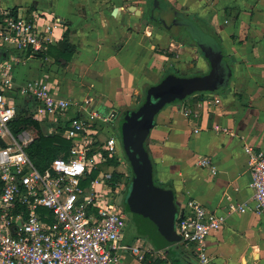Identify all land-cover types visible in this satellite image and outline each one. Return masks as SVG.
<instances>
[{
  "label": "crops",
  "instance_id": "crops-1",
  "mask_svg": "<svg viewBox=\"0 0 264 264\" xmlns=\"http://www.w3.org/2000/svg\"><path fill=\"white\" fill-rule=\"evenodd\" d=\"M0 1L15 14H40V24L52 27L53 40L45 52L0 50V62L17 58L12 61L16 86L34 79L48 80L57 85L62 97L78 104L72 115L87 114L86 107L98 110L109 120L105 132L118 137L115 121L119 110L134 105L129 92H144L173 71L185 77L210 73L212 66L191 42L194 40L172 8L185 17H200L206 23L202 28L206 35L212 38L215 33L221 41L230 76L225 85L228 92L221 94V86L167 105L156 118L148 145L161 181L174 188L179 218L190 200L226 217L225 226L207 239L209 264H264V213L256 210L245 151L248 146L264 151V0H165L159 5L152 0L150 17L156 13L159 21L146 20L142 3L151 0ZM132 7L141 15L131 11ZM66 30L77 48L67 64L56 59V48ZM44 63L49 66L43 68ZM14 97L25 113L36 114L33 97ZM185 108L190 110L189 116L184 114ZM35 119L47 135L57 128L43 113ZM102 155L107 158L106 153ZM118 155L119 166L108 170H113L112 183L119 189L120 199L129 177L119 170L125 158L122 147ZM202 158L210 160L211 167L201 166ZM115 173L120 175L117 181ZM235 204H246L248 210L233 212ZM139 238L143 239L139 233L128 235L126 231L124 243L135 244ZM148 241L146 246L155 253L147 261L125 253L123 264H200L181 244L177 253L171 248V255L161 258Z\"/></svg>",
  "mask_w": 264,
  "mask_h": 264
},
{
  "label": "built area",
  "instance_id": "built-area-1",
  "mask_svg": "<svg viewBox=\"0 0 264 264\" xmlns=\"http://www.w3.org/2000/svg\"><path fill=\"white\" fill-rule=\"evenodd\" d=\"M41 18L40 14L25 16L5 10L0 1V50L45 52L53 40L52 27L40 24ZM12 61L17 58L0 62V264H123L125 253L147 261L155 250L146 246V240L124 243L129 217L118 204L120 192L112 183L113 170L100 171L96 179L89 180L99 163L121 160L120 138L105 132L108 118L87 107V114L79 111L72 115L78 104L62 97L48 80L34 79L17 87ZM15 94L33 97L36 114L22 111ZM220 102L219 98L215 100L216 104ZM42 113L57 124L49 135H60L72 144L69 156L58 157L44 172L26 151L33 133L17 135L11 128L20 117L35 119ZM184 114L189 116L191 112L185 108ZM245 151L256 210L264 213V151L251 146ZM90 152H94L92 156ZM200 164L208 167L211 162L202 158ZM212 169L215 172L216 168ZM231 209L244 213L248 206L235 204ZM225 223V216L190 200L177 220L176 231L181 245L191 250L200 264H209L207 239ZM157 253L166 257L164 251Z\"/></svg>",
  "mask_w": 264,
  "mask_h": 264
},
{
  "label": "water",
  "instance_id": "water-1",
  "mask_svg": "<svg viewBox=\"0 0 264 264\" xmlns=\"http://www.w3.org/2000/svg\"><path fill=\"white\" fill-rule=\"evenodd\" d=\"M131 11L141 15L136 7ZM182 24L190 26L186 27L187 31L197 44H205L212 49L215 60L212 70L204 76H166L147 91L145 102L137 110H127L122 114L118 130L121 147L129 155L133 172L118 204L131 214L138 233L149 238L156 249L164 251L165 256L171 255L173 247L180 249L181 237L176 231L178 204L173 191L155 184L154 167L145 145L156 125L157 116L167 105L184 101L196 93L215 91L225 86L229 77L219 44L196 25Z\"/></svg>",
  "mask_w": 264,
  "mask_h": 264
},
{
  "label": "trees",
  "instance_id": "trees-1",
  "mask_svg": "<svg viewBox=\"0 0 264 264\" xmlns=\"http://www.w3.org/2000/svg\"><path fill=\"white\" fill-rule=\"evenodd\" d=\"M153 1H154L153 3L156 5L161 4L162 1L165 3V0H153ZM172 10L176 14V17H177L176 19L179 23L189 22L193 25H196L201 30H202V28H206V23L200 17H198V16L196 17L193 15L185 17L184 14H181L176 9L172 8ZM153 16L156 17V13H154ZM186 27L187 26H185V28ZM187 28H190V26ZM212 36H213L212 39L217 41V43H218V41H219V43L221 42L220 39L218 38L217 34L213 33ZM175 39L179 42L186 43V42L182 41L181 38H175ZM191 42L194 45L199 47L200 52L206 57L207 62L213 68L215 60H213L214 56H213L212 49L205 44H197L195 41H191ZM76 52H77V48L74 44H72V42L70 40V30H66L64 33L63 39L61 40L58 47L56 48V59H57V61L63 60L65 62V64H67L71 61V59L73 58V56L75 55ZM223 53H224V55L226 53L224 49H223ZM197 74H199L200 76H204V74L201 72H198ZM168 75H175L178 77L184 76L183 73L180 74V72H177V71H173V72H171V74H168ZM232 79L233 78L231 77L230 80H232ZM151 87L152 86H148L147 89L145 90V93ZM224 87H223V90L221 91V94H225L228 92L226 87L225 88ZM212 92H214V91H212ZM178 102H181V101H177L175 103H178ZM11 128H12V131L17 135L21 134L22 132H25V131H29V132L33 133V137H34L33 142L27 147L26 151H27L28 155L30 156V158L32 159L35 166L42 172L46 171L51 166L52 162L55 159H57L58 157L63 156L64 158H67L69 156L68 152L71 149V145H72L71 142L64 139L60 135H47V134H45L42 130L40 122L36 119L27 118V117H20L19 119L15 120L12 123ZM145 148H146V151L149 153V156L152 160V164L154 167L155 184L157 186L163 187L165 189H169V190L174 192L173 186L171 184L165 183L163 180H162L163 181L162 182L160 176H158L159 174H158L157 169H156V163L154 162V159L152 157L148 142L146 143ZM93 153L94 152H90L89 156H92ZM110 166H115V167L119 166V161L116 159H108L106 164L101 165L98 167V169L93 170V172L89 175V180L96 179L98 177L100 171H108ZM131 174L133 175V172ZM119 178H120V175L115 173L114 181H117ZM84 185H87V183H85ZM125 212L129 215V213L126 211V209H125ZM173 262L176 263L177 259H173Z\"/></svg>",
  "mask_w": 264,
  "mask_h": 264
},
{
  "label": "rangeland",
  "instance_id": "rangeland-1",
  "mask_svg": "<svg viewBox=\"0 0 264 264\" xmlns=\"http://www.w3.org/2000/svg\"><path fill=\"white\" fill-rule=\"evenodd\" d=\"M152 0L151 1H149V3H142V8L146 11V13H147V16H146V20H148V21H155L154 20V17H153V15H152V18L150 17V12H149V10H151L152 8H153V6H152ZM153 19V20H152ZM192 39V38H191ZM49 63V62H48ZM49 65L48 64H46V63H44L43 64V68L44 67H48ZM180 74H181V72H180ZM198 76H200L199 74H198ZM188 77H191V76H188ZM57 86V85H56ZM146 89H147V87H146ZM129 94V96H130V98H131V101L134 103V105H132V108H138L139 106H141L142 105V103L144 102V99H145V94H144V92L142 91H140L139 93H135V91H133V92H129L128 93ZM21 109H22V111L23 110H25V108H24V106L23 105H21ZM119 122V120L117 119L116 121H115V123H118ZM116 129V128H115ZM116 133L119 135V132H118V129H116ZM123 153L125 154L124 156H125V158H126V160H125V158H124V160H123V163H122V166L121 167H119V170L121 171V172H127L128 174H130L131 175V177H132V174H131V164H130V158H129V155H128V153H127V151L125 150V149H123ZM129 180H131V178H130V176H129ZM129 219H128V228H127V232H128V235H130V234H132V235H137L138 234V232H137V227H136V224L134 223V221H133V218L131 217V215L129 214ZM143 237V239L144 240H146V241H148V239L149 238H147V237H145V236H142ZM150 240V239H149ZM152 244V242H151V240L150 241H148V244ZM172 250L175 252L176 251V253L178 252V250L176 249V247H173L172 248Z\"/></svg>",
  "mask_w": 264,
  "mask_h": 264
},
{
  "label": "flooded vegetation",
  "instance_id": "flooded-vegetation-1",
  "mask_svg": "<svg viewBox=\"0 0 264 264\" xmlns=\"http://www.w3.org/2000/svg\"><path fill=\"white\" fill-rule=\"evenodd\" d=\"M154 20L155 21H159V20H157V18L156 17H154ZM206 75V74H205ZM148 91V90H147ZM147 91H146V93H145V91H144V94H145V96H147ZM144 100H146V97H145V99ZM145 102V101H144ZM143 104V103H142ZM140 107V106H139ZM138 107V108H139ZM138 108H126V109H124V110H119V113H118V116H117V118L116 119H118L119 120V122H120V120H121V118H122V114L125 112V111H127V110H137ZM118 122V121H117ZM119 122L118 123H115V128L116 129H118L119 130ZM129 216V215H128Z\"/></svg>",
  "mask_w": 264,
  "mask_h": 264
}]
</instances>
